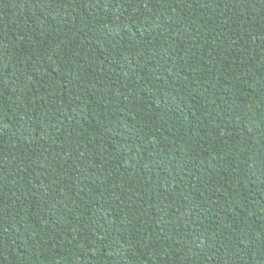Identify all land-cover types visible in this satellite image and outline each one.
<instances>
[{"label": "trees", "instance_id": "obj_1", "mask_svg": "<svg viewBox=\"0 0 264 264\" xmlns=\"http://www.w3.org/2000/svg\"><path fill=\"white\" fill-rule=\"evenodd\" d=\"M0 264H264V0H0Z\"/></svg>", "mask_w": 264, "mask_h": 264}]
</instances>
